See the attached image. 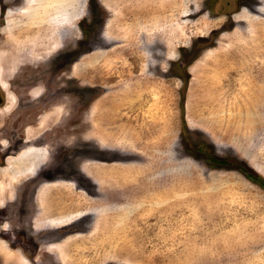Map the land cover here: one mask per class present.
I'll use <instances>...</instances> for the list:
<instances>
[{
  "label": "rangeland",
  "instance_id": "374dc122",
  "mask_svg": "<svg viewBox=\"0 0 264 264\" xmlns=\"http://www.w3.org/2000/svg\"><path fill=\"white\" fill-rule=\"evenodd\" d=\"M22 4L0 16V264H264V0L0 13ZM32 87L47 113L19 154L7 114Z\"/></svg>",
  "mask_w": 264,
  "mask_h": 264
},
{
  "label": "flooded vegetation",
  "instance_id": "af4514ba",
  "mask_svg": "<svg viewBox=\"0 0 264 264\" xmlns=\"http://www.w3.org/2000/svg\"><path fill=\"white\" fill-rule=\"evenodd\" d=\"M0 1L4 2V0H0ZM22 6H23V4L21 6L16 5V6H12V7L4 5L3 10L1 9L0 16H3V14L6 15L8 11H11V9L12 10H20ZM3 17H5V16H3ZM25 67H26V65H24V67H22V69H24ZM5 86L7 87L8 84ZM6 87H3V86L0 87L1 91H2V95H0V109L6 107V105H7V95H5V93L3 92V90L6 89ZM11 89L17 90L16 87H14L10 84V90H9L10 92H12ZM23 90H21L20 92H22ZM34 90L35 89H33V87H32V88H30V90L26 94H23L21 97H19L17 99L15 108H13V110L7 114V117H8L7 121H10L9 125H11V126L14 125L15 126L14 128L19 127L18 132H20V130L23 132V135H22L23 145L17 150V151H20L19 154L23 153L25 150H27V149H29V147H31V146L27 145L29 142L26 139V130L28 129V125L31 126L32 123H36L39 119H41L43 117L44 114L47 113V111H45V112L43 111L41 113V111H40L41 105H39L40 102H38V101L33 102L31 100L30 95L33 97L35 96V95H33ZM14 92H16V91H14ZM45 92L46 91L44 89L43 93L36 95V97H41L43 94H45ZM27 97H29V98H27ZM30 101H32V103ZM48 105H49L50 109H52V103H49ZM34 120H36V122H34ZM46 132L47 131H45V133ZM43 136H45V134H43ZM9 151H10V146H9L8 150L5 152V156L3 157L4 159L9 158V156L7 154H13L16 156L17 151L16 152H9ZM1 156H3V155H1ZM48 160H49V158H48ZM4 161L5 160H3L1 163H4ZM45 163H48V162H45ZM46 169L47 168H44V167L39 168L37 171V175H38V173L45 171ZM82 174H83V171H82ZM37 175L35 173V176H37ZM83 177H84V175H83ZM52 181L50 183L46 182V184L47 183H49V184L54 183ZM43 186H45V185L44 184L40 185L38 183L36 186H34V188L30 189L31 190L30 194H32V197L28 198L29 199V205H28L29 212H26V215L30 219L29 221L32 222L31 223V224H33L32 227H34V223L36 222L37 217L41 214V212L36 213V211L41 210V208H40L41 207V205H40L41 201L39 199V196H41V195H39V193H40V190L42 189ZM33 216H35V217L33 218ZM31 235H33V232H31L30 230H24L22 232H19L17 236L14 235L13 237L17 238L22 244L29 245L33 242ZM23 250L25 253V257H26L25 259L23 258V260L26 261L28 264H37V261L35 259H33V256H31L32 253H30L28 249H26V250L23 249Z\"/></svg>",
  "mask_w": 264,
  "mask_h": 264
},
{
  "label": "bare ground",
  "instance_id": "6f19581e",
  "mask_svg": "<svg viewBox=\"0 0 264 264\" xmlns=\"http://www.w3.org/2000/svg\"><path fill=\"white\" fill-rule=\"evenodd\" d=\"M58 21H59V20H58ZM55 22H56V21H55ZM49 39L51 40V38H49ZM22 52H23V51H22ZM57 108H58V107H56L55 109H57ZM2 111H4V110L2 109ZM0 114H1V111H0ZM40 125H41V124H40ZM42 125H43V124H42ZM42 125H41V126H42ZM41 126H40V128H41ZM32 129H34V128H32ZM37 129H38V128H37ZM30 131H31V130H30ZM36 136H37V135H36ZM39 145H40V144H39ZM35 147H36V146H35ZM41 147H42V146H41ZM30 148H31V147H30ZM27 150H28V149H27ZM25 151H26V150H25ZM25 151H24V152H25ZM18 157H19V156H18ZM35 162H36V161H35ZM37 163H38V162H37ZM35 167H36V164H35ZM17 170H18V169H17ZM17 170H16V171H17Z\"/></svg>",
  "mask_w": 264,
  "mask_h": 264
},
{
  "label": "trees",
  "instance_id": "16d2710c",
  "mask_svg": "<svg viewBox=\"0 0 264 264\" xmlns=\"http://www.w3.org/2000/svg\"><path fill=\"white\" fill-rule=\"evenodd\" d=\"M218 162H219L218 164H220V165H221V164H225L223 161H218Z\"/></svg>",
  "mask_w": 264,
  "mask_h": 264
}]
</instances>
